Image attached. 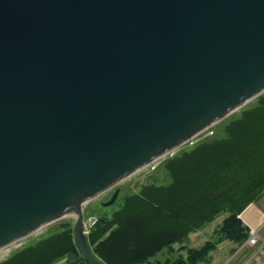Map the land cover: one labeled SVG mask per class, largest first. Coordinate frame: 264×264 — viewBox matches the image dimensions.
I'll use <instances>...</instances> for the list:
<instances>
[{
    "label": "water",
    "instance_id": "95a60500",
    "mask_svg": "<svg viewBox=\"0 0 264 264\" xmlns=\"http://www.w3.org/2000/svg\"><path fill=\"white\" fill-rule=\"evenodd\" d=\"M263 92L264 0H0V247L76 213L104 264L87 202Z\"/></svg>",
    "mask_w": 264,
    "mask_h": 264
},
{
    "label": "trees",
    "instance_id": "16d2710c",
    "mask_svg": "<svg viewBox=\"0 0 264 264\" xmlns=\"http://www.w3.org/2000/svg\"><path fill=\"white\" fill-rule=\"evenodd\" d=\"M225 132L165 161L166 182L144 183L124 195L117 210L98 215L86 236L92 253L104 264H143L224 211L230 215L220 239L244 241L247 234L238 216L264 189V93L231 116ZM48 232L0 264H54L63 257L67 264H88L75 247L70 223ZM219 240L163 264L205 263Z\"/></svg>",
    "mask_w": 264,
    "mask_h": 264
},
{
    "label": "rangeland",
    "instance_id": "374dc122",
    "mask_svg": "<svg viewBox=\"0 0 264 264\" xmlns=\"http://www.w3.org/2000/svg\"><path fill=\"white\" fill-rule=\"evenodd\" d=\"M259 96L255 97V99L251 100L250 102H248L246 105H244L240 109H237V110L233 111L228 116H226L223 120L210 125L209 127H211V128L213 127L214 128V129L212 128L213 131H214V134L212 136L206 138V140H209L211 138L220 139L222 137H225V135H226L225 124L228 122L229 118L231 116H233V115H236V114L240 113L241 110L243 108H245L246 106L250 105L251 103H254L258 99ZM205 128H204V130L202 129L203 130L202 132H205L208 127H205ZM195 135L196 134H194L192 136V138H195ZM186 142L187 141H184L182 144L179 145V146H181V145H183V146H181L177 150V152H178L177 154H179L182 150L187 149V147L189 145ZM168 159H171V158H167L164 161H161L160 164L153 170L147 168L148 165H150V164L145 165L146 167L144 166V167L140 168L139 170L135 171L130 176H128L126 179L120 181L112 189H109V190L103 192L101 195L97 196L96 198L88 201L87 204L85 205V207L83 208L84 217L85 216L88 217V216L91 215V216H95V218L97 219L98 215L111 214L114 210H117L120 207V205L122 203V198H123L124 195H126L127 193H130L132 191H137L142 184L148 183V182H153V181H155V182H163V183L166 182L168 180V174H167L166 170L164 169V163ZM117 186H120V189H121L119 195L117 196V199L109 206H106V207L102 206L101 203L105 202V201H108L111 198L112 191ZM229 215H230L229 212H226V211L221 212L211 222L208 223V224H210L212 222L217 221V227L215 228V230H214L213 234L211 235V237H209L208 240H205L201 246L206 244V242L207 243L208 242H211V243L212 242H216L217 240H219L224 235V233L221 231V229H222V226L224 224L225 219ZM238 218H239V220H240V222L242 224V222H243L242 218H240L239 216H238ZM73 221H74V217L69 215V216H65V217L59 218V219H57V220H55L53 222H50V223L42 226L40 229H38L37 231H35L31 235L27 236L26 238L19 239L18 241L12 243L11 245L0 249L1 252H4V253L1 254L0 260H2L5 257H7L12 251L17 249L21 245L28 244L31 241H33L34 239H36L37 237L43 235V233L45 231H49L48 233L55 232L56 230H59L62 227V223L68 222V223H70L72 225ZM208 224H206V225H208ZM205 226H203L202 228H204ZM202 228L197 229V230H193L191 232L199 231ZM244 228H245V226H244ZM251 231L252 230L247 231L246 228H245V232H246L247 235H249ZM189 234H188V236H189ZM187 237L184 239L183 242L186 241ZM225 240H229V239H220L217 244H219L220 242H223ZM183 242H180V243H183ZM200 247H198V248H200ZM198 248L188 247V246H184V247L181 246V247L173 248V245H172L170 248L166 249L168 254L166 252H164V250H163V251L159 252L154 258L152 257L153 259L150 258L147 262H145L143 264H155L153 262L154 260H158L159 261L156 264H163L166 260H174L176 258H185L187 256L188 250H195V249H198ZM214 248L212 250H214ZM210 252L208 253V255L205 258L206 262L205 263L199 262V263H202V264H206L207 263V264H209L210 261H211L210 260V255H209ZM65 261H67V257H63V258L59 259L54 264H67V263H64Z\"/></svg>",
    "mask_w": 264,
    "mask_h": 264
},
{
    "label": "crops",
    "instance_id": "0c3cea01",
    "mask_svg": "<svg viewBox=\"0 0 264 264\" xmlns=\"http://www.w3.org/2000/svg\"><path fill=\"white\" fill-rule=\"evenodd\" d=\"M239 217L242 218V224L247 231L256 232L254 242H247L252 231L242 242L233 240L220 242L210 252L211 261L209 264H223L225 262L228 264H264V195L250 203L239 214ZM216 227L217 221L206 225L199 231L191 232L185 242L175 243L173 248L181 246L198 248L211 237ZM164 252L167 253V250L165 249ZM153 262L156 264L159 261L154 260Z\"/></svg>",
    "mask_w": 264,
    "mask_h": 264
},
{
    "label": "built area",
    "instance_id": "2783aa9c",
    "mask_svg": "<svg viewBox=\"0 0 264 264\" xmlns=\"http://www.w3.org/2000/svg\"><path fill=\"white\" fill-rule=\"evenodd\" d=\"M210 126V125H209ZM208 126V128H207V130L205 131V132H202L203 130H201V131H199V132H197L196 133V135H195V138H192V136L188 139V140H186L187 142L186 143H188V147L187 148H189V147H192V146H194V145H196L197 143H199V142H202V141H204V140H206V138H208V137H210V136H212L213 134H214V131H213V129L211 128V127H209ZM206 129V128H205ZM185 143V144H186ZM184 144V145H185ZM181 146H183V145H181ZM181 146H178V147H176V149H173V151H170L169 153H167V155L165 156V157H163L160 161H159V163H157V164H155V165H159L160 164V162L161 161H164L165 159H167V158H172V157H174L178 152H177V150L181 147ZM150 165H153V164H150ZM150 165H148V167L150 166ZM157 166H155L153 169H155ZM152 169V170H153ZM261 195H264V189L262 190V192H261ZM97 221V219L95 218V216H86V217H84L83 218V231H84V233H85V235H88L89 234V232H90V229H91V227L95 224V222ZM255 235H256V232H251V236L249 237V239L247 240V242L248 243H252V242H254V240H255ZM223 264H228L227 262H225V263H223Z\"/></svg>",
    "mask_w": 264,
    "mask_h": 264
},
{
    "label": "bare ground",
    "instance_id": "6f19581e",
    "mask_svg": "<svg viewBox=\"0 0 264 264\" xmlns=\"http://www.w3.org/2000/svg\"><path fill=\"white\" fill-rule=\"evenodd\" d=\"M173 149H176V148H173ZM173 149H170V150L164 152L163 154L159 155L158 157L154 158L153 160L149 161L147 164H153V165H150V166L147 167V168H148V169H153L155 166H157V165H155V164L159 163V161H160L163 157H165V156L167 155V153H169L170 151H173ZM147 164H146V165H147ZM145 167H146V166H145ZM69 215L73 216L74 218H77V214H76V213H70ZM39 229H40V228H39ZM13 243H14V242H13ZM11 244H12V243H10V245H11ZM8 246H9V245H8ZM5 247H7V246H5ZM5 247H0V249L5 248ZM7 252H8V251H7ZM2 253H4V252H1V251H0V256H1Z\"/></svg>",
    "mask_w": 264,
    "mask_h": 264
}]
</instances>
